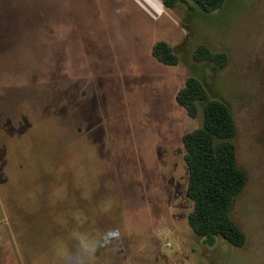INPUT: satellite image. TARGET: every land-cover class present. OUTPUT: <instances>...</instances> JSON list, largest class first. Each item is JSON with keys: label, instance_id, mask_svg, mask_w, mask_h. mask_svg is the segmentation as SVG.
<instances>
[{"label": "rangeland", "instance_id": "1", "mask_svg": "<svg viewBox=\"0 0 264 264\" xmlns=\"http://www.w3.org/2000/svg\"><path fill=\"white\" fill-rule=\"evenodd\" d=\"M189 6L0 0V264H61L76 237L95 244L87 264H264V0ZM160 41L177 65L155 59ZM200 44L227 64L196 61ZM190 76L235 118L243 248L188 223L183 135L202 117L176 94Z\"/></svg>", "mask_w": 264, "mask_h": 264}, {"label": "trees", "instance_id": "2", "mask_svg": "<svg viewBox=\"0 0 264 264\" xmlns=\"http://www.w3.org/2000/svg\"><path fill=\"white\" fill-rule=\"evenodd\" d=\"M162 1L168 8L186 4L210 13L221 9L226 0ZM152 54L166 65L180 62L175 48L163 41L153 46ZM193 57L196 61H211L220 67L228 61L226 53L215 52L205 44L196 47ZM176 102L189 117H202L198 127L183 135L184 161L188 168L186 195L193 202L188 214L189 226L209 246L215 245L221 237L234 247L243 248L248 237L232 211L249 176L239 162L233 112L225 101L210 98L204 83L196 76L185 80L176 94Z\"/></svg>", "mask_w": 264, "mask_h": 264}, {"label": "clouds", "instance_id": "3", "mask_svg": "<svg viewBox=\"0 0 264 264\" xmlns=\"http://www.w3.org/2000/svg\"><path fill=\"white\" fill-rule=\"evenodd\" d=\"M110 235V234H109ZM78 241L75 252L63 248L60 252L61 264H87L88 257L94 253L95 244L86 242L82 237H76ZM74 257V259H73Z\"/></svg>", "mask_w": 264, "mask_h": 264}, {"label": "crops", "instance_id": "4", "mask_svg": "<svg viewBox=\"0 0 264 264\" xmlns=\"http://www.w3.org/2000/svg\"><path fill=\"white\" fill-rule=\"evenodd\" d=\"M3 217H5V214H4V209H3V202H2V198H1V195H0V238L3 237L5 238L6 236L3 234V231H5L3 229V226H1V221L3 219Z\"/></svg>", "mask_w": 264, "mask_h": 264}]
</instances>
